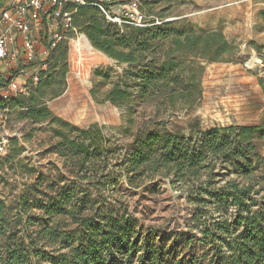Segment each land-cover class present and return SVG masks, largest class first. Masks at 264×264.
<instances>
[{"label":"trees","instance_id":"16d2710c","mask_svg":"<svg viewBox=\"0 0 264 264\" xmlns=\"http://www.w3.org/2000/svg\"><path fill=\"white\" fill-rule=\"evenodd\" d=\"M173 2L142 0L144 27L119 28L93 6L75 10L67 32L77 30L94 50L131 68L132 86L114 87L105 101L192 104L201 97L202 67L180 59L237 62L238 48L221 31L175 30L162 22L164 16L155 20V6ZM259 16L264 31V9ZM68 54L67 41H61L26 94L0 96L8 123L15 116L30 125L53 126L50 152L62 159L66 173L50 180L49 188L56 190L47 198L28 193L15 208L0 200V264H172L170 247L142 233L125 206L110 200L122 178L133 188L167 179L185 192L194 207L191 222L209 247V264H264V206L255 209L256 136L263 128L193 124L185 135L144 126L122 148L104 136V127L79 129L48 109L47 103L66 90ZM259 85L264 94V77ZM10 146L17 157L15 137Z\"/></svg>","mask_w":264,"mask_h":264},{"label":"rangeland","instance_id":"374dc122","mask_svg":"<svg viewBox=\"0 0 264 264\" xmlns=\"http://www.w3.org/2000/svg\"><path fill=\"white\" fill-rule=\"evenodd\" d=\"M263 9L264 0H176L155 6V20L159 21L158 16L162 15V22L175 30L190 28L196 33L223 29L226 39L238 48L236 63L180 59L185 65L202 67L201 97L195 103H179L174 107L162 101L142 104L134 100L124 105L105 101L114 87L132 86L131 68L94 50L77 30L69 31L61 40L69 46L66 90L48 102L47 107L54 116L79 129L92 124L104 127V136L122 148L144 126H165L185 135L193 124L200 129L253 125L264 130V94L259 85L264 77V31L262 21L259 22V11ZM253 56L260 62L258 66L248 65ZM8 127L19 151L17 157L11 156L10 146L7 154L0 157V200L15 208L28 193L49 197L56 190L49 188L50 180L66 173L62 159L50 152L56 141L52 138V125H30L11 116ZM256 144L259 203L255 209L264 206V132L257 134ZM98 178L91 176L90 180ZM110 200L125 206L142 233L151 234L155 242L170 247L172 264H209V247L200 229L191 222L194 207L187 194L177 190L169 180L157 178L133 188L122 178Z\"/></svg>","mask_w":264,"mask_h":264},{"label":"built area","instance_id":"2783aa9c","mask_svg":"<svg viewBox=\"0 0 264 264\" xmlns=\"http://www.w3.org/2000/svg\"><path fill=\"white\" fill-rule=\"evenodd\" d=\"M141 3L142 0H4L0 7L1 97L26 94L37 83L50 51L71 29L78 7H96L106 21L119 28L144 27L147 18ZM2 68L9 78H3ZM16 80L18 84H14ZM13 137L7 116L0 113V157L7 153Z\"/></svg>","mask_w":264,"mask_h":264},{"label":"crops","instance_id":"0c3cea01","mask_svg":"<svg viewBox=\"0 0 264 264\" xmlns=\"http://www.w3.org/2000/svg\"><path fill=\"white\" fill-rule=\"evenodd\" d=\"M262 20L259 18V22H261ZM211 31H221L223 34H225V31L223 29H219V28H216V29H212ZM6 69L2 68L1 71L3 73V78H9V75L6 73L5 71ZM28 71V70H27ZM2 85L0 84V96L3 95L4 91H2Z\"/></svg>","mask_w":264,"mask_h":264},{"label":"bare ground","instance_id":"6f19581e","mask_svg":"<svg viewBox=\"0 0 264 264\" xmlns=\"http://www.w3.org/2000/svg\"><path fill=\"white\" fill-rule=\"evenodd\" d=\"M259 61H258V59L257 58H255L254 56L248 61V65L249 66H258L259 65ZM19 83V81L18 80H16L15 82H14V84H18Z\"/></svg>","mask_w":264,"mask_h":264}]
</instances>
